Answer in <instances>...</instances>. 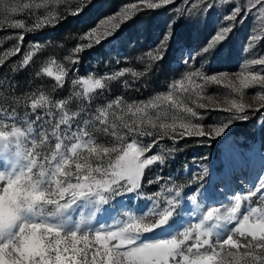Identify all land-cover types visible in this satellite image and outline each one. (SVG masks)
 <instances>
[{
    "label": "snow or ice",
    "instance_id": "1",
    "mask_svg": "<svg viewBox=\"0 0 264 264\" xmlns=\"http://www.w3.org/2000/svg\"><path fill=\"white\" fill-rule=\"evenodd\" d=\"M63 2L65 12L55 7L60 0H0V30H21L8 37L16 43L0 52V67L18 54L22 59L12 71L29 67L42 45L33 43L31 50L21 53L25 34L55 27L87 6V0H76L74 5ZM175 3L137 0L122 6L81 33L65 59L78 65L80 54L109 42L140 11ZM213 10L221 12V24L198 52L189 55L186 66L210 55L250 16L259 28L250 32L245 52L264 38V0H181L174 9L181 17ZM22 13L35 20L26 23L17 18ZM172 26L170 22L158 45L144 54L152 65L165 58ZM253 57L235 79L228 73L208 75L193 69L170 83L165 93L138 102L118 96L94 111V96L107 88V82L128 72L133 77L145 73L124 68L73 79L72 95L58 100L40 89L18 95L9 82L4 97H10L8 105L0 103V264H264V158L246 191L207 205L208 169L204 165L186 183L159 174L145 179L154 166H161L162 171L181 140H217L233 123L250 119L246 109H252V104L234 98L218 101L205 95V86H223L241 97L254 86L264 91V52ZM252 66L260 67L249 70ZM76 70L51 59L35 77L53 78L55 90L64 87L69 71ZM73 99L80 101L75 111L69 108ZM258 100L254 113L262 119L264 94ZM199 109L228 115L206 125L202 122L206 113ZM98 134L107 140L101 142ZM166 140L173 147H165ZM145 183L158 188L146 193ZM125 196L148 203L113 216L110 222L97 220L106 206Z\"/></svg>",
    "mask_w": 264,
    "mask_h": 264
},
{
    "label": "rangeland",
    "instance_id": "2",
    "mask_svg": "<svg viewBox=\"0 0 264 264\" xmlns=\"http://www.w3.org/2000/svg\"><path fill=\"white\" fill-rule=\"evenodd\" d=\"M17 2H30V0H17ZM38 2V0H36ZM137 0H87V6L78 15H67L66 19L60 20L55 27H45L36 32L25 34V40L21 53L31 50L33 43L42 45L41 50L34 57V62L27 68L12 71V67L22 55L13 56L6 66L0 67V103L7 107V84L10 82L20 95L37 89L50 94L53 99H65L72 95V80L86 78L92 74L103 76L120 69L129 68L144 75L133 77L130 72L123 77L107 82L104 90H98L94 96L91 109L108 103L118 96L126 101H143L168 91V85L180 79L181 75L193 69H201L206 74L228 73L233 79L235 74L240 72L246 61L254 58L253 53L264 52V38L256 45V48L246 53L245 45L250 32L255 28L258 31L259 22L249 17L242 25L237 24L228 39L223 42L215 51L205 58H197L196 61L187 66L184 61L190 54L198 52L214 35L221 24V12L213 10L208 14L196 13L178 16L174 9L181 0L156 10H143L132 19L122 24L116 36L109 42L84 51L80 54L78 65H72L66 56L71 54L72 49L77 45L81 33L95 27L97 23L119 11L122 6L135 3ZM74 5L76 0H69ZM56 9L65 12L63 0L55 5ZM142 7V5H141ZM225 11L227 8L224 9ZM38 14V13H37ZM17 18L24 19L26 23L35 20L34 16L22 13ZM172 23L173 33L165 58L159 64L152 65L144 55L149 49H154L160 42L165 32L169 31V23ZM21 30L3 29L0 30V52L16 43L15 39H8ZM56 59L58 63L64 64L66 68L77 69L69 71L63 88H55V81L49 77H35L39 67L49 60ZM151 65V67H149ZM260 66H252L249 70L255 71ZM127 81L128 86H125ZM264 94L259 86L245 89L243 96L231 92L223 86L209 84L205 86V95L213 96L216 100L238 99L241 102L252 104V109H246L250 119L237 121L231 125L226 133L217 140L204 138H186L181 140L175 147L178 149L167 161L166 165L154 166L146 172L145 179L152 178L159 174L164 177H172L176 183H186L194 172L200 170V165L208 169L205 180L206 193L204 203L207 205L213 201L225 200V197L236 192L246 191L248 182L254 181L260 171L262 158H264V118L257 119L254 108L260 101L258 96ZM207 102V101H204ZM80 101L73 99L69 105L70 110L79 108ZM206 113L204 124H212L222 121L228 115L222 111H211L199 109ZM264 112V109H261ZM97 138L104 142L107 140L101 134ZM145 142L149 138H141ZM165 147H173L171 141L163 142ZM155 151V150H154ZM206 156V160L201 157ZM187 166V168L185 167ZM195 186V185H194ZM158 185L145 183L144 191L151 193L156 191ZM187 191V189H185ZM148 202L136 197L125 196L117 198L116 202L107 207V211L97 214V220L101 223L109 221L113 216H118L124 211L144 208ZM255 203V198H253ZM191 207V206H190ZM187 219V217H185ZM183 222V221H182ZM95 221L93 224L95 225Z\"/></svg>",
    "mask_w": 264,
    "mask_h": 264
}]
</instances>
